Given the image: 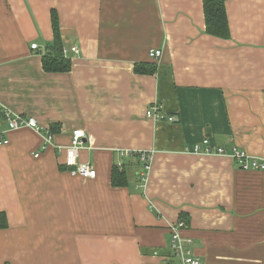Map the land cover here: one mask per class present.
<instances>
[{
    "label": "crops",
    "instance_id": "crops-1",
    "mask_svg": "<svg viewBox=\"0 0 264 264\" xmlns=\"http://www.w3.org/2000/svg\"><path fill=\"white\" fill-rule=\"evenodd\" d=\"M203 1L0 0V108L44 129L15 131L0 148L9 223L0 264H157L154 252L171 254L170 226L182 215L204 264H264V172L192 150L208 138L214 150L264 158V0L227 1L229 40L206 33ZM54 11L68 73L42 66ZM146 63L157 73L136 74ZM155 103L174 120L148 118ZM78 129L93 180L61 169L59 147ZM126 151L154 153L146 183ZM120 164L129 185L115 188Z\"/></svg>",
    "mask_w": 264,
    "mask_h": 264
},
{
    "label": "built area",
    "instance_id": "built-area-1",
    "mask_svg": "<svg viewBox=\"0 0 264 264\" xmlns=\"http://www.w3.org/2000/svg\"><path fill=\"white\" fill-rule=\"evenodd\" d=\"M33 50L38 49V45H32ZM72 53L79 54V49L72 48ZM65 56L68 57V51L64 50ZM163 52L161 50H155L150 52V57L153 59H160ZM147 117L152 118L156 122L168 120L172 122L174 118L164 114L162 107L155 103L148 110ZM33 129L37 133H43L44 129L38 124V121L33 117H27L20 114H16L6 107L0 108V148L6 147L10 144V134L21 129ZM86 138L83 130H74L70 140V144L66 147H59L62 152L65 149V164L71 169L73 175L79 176L85 180H93L97 177L98 172L94 166L87 163H81L79 161L80 153L84 149V140ZM52 142V136L50 134L45 136L43 150H46ZM193 154L202 156H227L233 160L236 166L243 171H262L264 172V158L260 156L250 155L244 150L239 148H233L230 153L222 148L212 149L208 138L202 140L193 146ZM153 152H129L126 151L123 156L129 157L136 155L142 165L141 182H147L148 173L152 167ZM40 153L35 155L38 158ZM122 168V165H119ZM186 228L184 222H178L170 226L171 231V254H162L159 251L154 252V256L159 258L157 264H204L199 258H197L192 249L193 240L186 238L182 230Z\"/></svg>",
    "mask_w": 264,
    "mask_h": 264
},
{
    "label": "trees",
    "instance_id": "trees-1",
    "mask_svg": "<svg viewBox=\"0 0 264 264\" xmlns=\"http://www.w3.org/2000/svg\"><path fill=\"white\" fill-rule=\"evenodd\" d=\"M228 0H204L203 7L206 20V33L216 38L229 40L231 37L228 16L226 12V3ZM53 29V42L47 48V51L42 56V66L46 73H68L72 70V60L64 54V43L62 40L61 23L58 14L54 11L51 16ZM136 74L154 75L158 71V66L155 63L136 64L134 66ZM50 131L57 133L60 131V126H51ZM140 163V162H139ZM69 169L64 161V166L61 169ZM111 183L115 188L127 187L129 185V174L125 166L120 168L117 165L113 166ZM181 222L188 225L185 215H182ZM179 221V222H180ZM9 227L8 217L5 212H0V230H6Z\"/></svg>",
    "mask_w": 264,
    "mask_h": 264
},
{
    "label": "rangeland",
    "instance_id": "rangeland-1",
    "mask_svg": "<svg viewBox=\"0 0 264 264\" xmlns=\"http://www.w3.org/2000/svg\"><path fill=\"white\" fill-rule=\"evenodd\" d=\"M164 121H168V120H164ZM164 121H161V122H164ZM169 122V121H168Z\"/></svg>",
    "mask_w": 264,
    "mask_h": 264
}]
</instances>
